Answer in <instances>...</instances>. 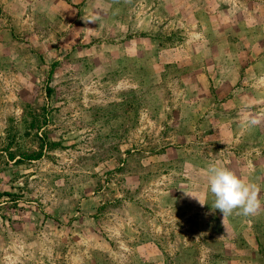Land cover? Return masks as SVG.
I'll return each mask as SVG.
<instances>
[{
    "label": "rangeland",
    "instance_id": "1",
    "mask_svg": "<svg viewBox=\"0 0 264 264\" xmlns=\"http://www.w3.org/2000/svg\"><path fill=\"white\" fill-rule=\"evenodd\" d=\"M0 264H264V0H0Z\"/></svg>",
    "mask_w": 264,
    "mask_h": 264
},
{
    "label": "clouds",
    "instance_id": "2",
    "mask_svg": "<svg viewBox=\"0 0 264 264\" xmlns=\"http://www.w3.org/2000/svg\"><path fill=\"white\" fill-rule=\"evenodd\" d=\"M258 122V120L250 121L253 125ZM208 183L210 192L214 196L211 207L218 209L223 217L231 215L236 210H238L237 214L243 216H251L259 212L261 208L260 189L255 184L245 182L232 170L212 165L208 170ZM185 194L196 198L201 206L207 203L206 200H201L191 193L185 192Z\"/></svg>",
    "mask_w": 264,
    "mask_h": 264
}]
</instances>
